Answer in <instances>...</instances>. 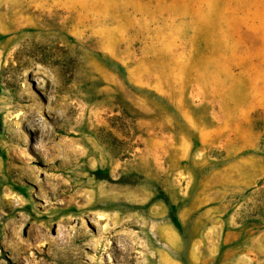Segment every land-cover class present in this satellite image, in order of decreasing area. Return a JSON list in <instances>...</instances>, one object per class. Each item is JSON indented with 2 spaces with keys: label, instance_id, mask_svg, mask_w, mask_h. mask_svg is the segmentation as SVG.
<instances>
[{
  "label": "rangeland",
  "instance_id": "1",
  "mask_svg": "<svg viewBox=\"0 0 264 264\" xmlns=\"http://www.w3.org/2000/svg\"><path fill=\"white\" fill-rule=\"evenodd\" d=\"M0 264H264V0H0Z\"/></svg>",
  "mask_w": 264,
  "mask_h": 264
}]
</instances>
